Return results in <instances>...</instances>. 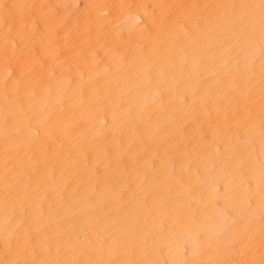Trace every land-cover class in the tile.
I'll list each match as a JSON object with an SVG mask.
<instances>
[{
  "label": "bare ground",
  "instance_id": "obj_1",
  "mask_svg": "<svg viewBox=\"0 0 264 264\" xmlns=\"http://www.w3.org/2000/svg\"><path fill=\"white\" fill-rule=\"evenodd\" d=\"M0 264H264V0H0Z\"/></svg>",
  "mask_w": 264,
  "mask_h": 264
}]
</instances>
